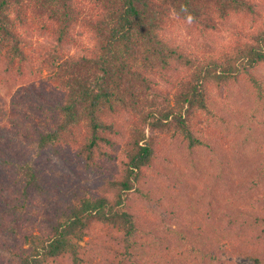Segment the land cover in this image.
<instances>
[{"label":"trees","instance_id":"obj_1","mask_svg":"<svg viewBox=\"0 0 264 264\" xmlns=\"http://www.w3.org/2000/svg\"><path fill=\"white\" fill-rule=\"evenodd\" d=\"M256 6L252 0H0L4 74L22 79L27 73L38 77L45 72L44 85L57 95L47 107V131L37 133L39 148L57 157L69 155L83 171L94 174L104 171V164L113 168L110 162L121 151L120 167L109 166L101 194L57 195L48 232H19L22 247L13 253L15 264H61L63 259L88 264L85 256L93 258L94 249L80 243L98 235L116 242L106 245L113 251L106 257L109 264L218 262L210 255L213 240L204 247L198 238L180 235L184 250L159 244L155 248L156 237L139 234L125 201L154 165L145 129L178 136L189 151H195L209 146L197 126L201 116L210 120V126L218 120L208 105L213 88L244 81L264 98V83L254 73L264 66V18ZM180 20L197 26L205 36L209 30L232 28L249 42L206 51L208 55L202 50L189 55L180 37L172 34ZM249 20L256 30L238 28ZM33 28L50 42L31 49L22 34ZM84 34L93 46L80 57L70 56L76 37ZM13 171L17 177L13 183L22 182L25 202L36 195L39 201L53 197L36 167L24 164ZM242 214V220L229 218L236 232L211 227L231 242L235 255L264 264V209L260 214ZM257 230L260 244L252 241L251 233Z\"/></svg>","mask_w":264,"mask_h":264},{"label":"rangeland","instance_id":"obj_2","mask_svg":"<svg viewBox=\"0 0 264 264\" xmlns=\"http://www.w3.org/2000/svg\"><path fill=\"white\" fill-rule=\"evenodd\" d=\"M252 1L259 5L256 8L264 18V0ZM172 28V34L180 37L189 55L198 50L208 55L206 51L214 53L237 42H249L232 28L209 30L207 36L199 34L198 27L185 20ZM238 28L250 33L256 25L249 20ZM22 37L31 49L50 42L35 28ZM88 37H76L77 42L69 49L70 56L80 57L84 49L93 46ZM4 73L0 65V174L9 178L0 176V264H15L13 253L22 247L19 232H48L56 210L53 198L57 195L101 194L110 165L104 164V171L94 174L83 171L81 164L70 161L69 155L57 157L49 150H41L36 143L37 133L47 131V107L57 101V95L44 85L41 78L45 72L38 77L27 73L22 79L7 78L10 75ZM254 73L264 83V66ZM208 105L218 120L210 126V120L201 116L202 122L197 124L208 147L189 151L178 136L145 129L146 137L151 139L154 165L146 169L135 189L128 193L126 209L138 222L139 234L156 237L155 248L159 244L184 250L178 241L184 235L192 240L198 238L204 247L213 240L210 255L218 259L213 264H252L233 253L231 242L222 233L237 230L228 223L229 218L242 220V213L260 214L264 209V98H258L254 88L241 81L213 88L208 94ZM120 152L117 150L114 163L110 162L114 169L120 167ZM10 164L36 167L45 189L54 192L53 197L39 201L36 195L25 202L21 197L22 182L13 183L17 177ZM22 204L26 209L19 211ZM211 214L214 219H210ZM211 224L222 233L215 234ZM258 232L251 233L254 244H260ZM109 242L116 244L104 235L84 238L80 245L92 246L95 253L93 258L90 254L85 256L88 264H109L106 257L113 254L106 246L112 245ZM61 262L69 264L66 259Z\"/></svg>","mask_w":264,"mask_h":264}]
</instances>
